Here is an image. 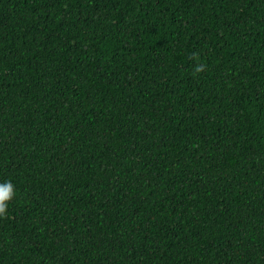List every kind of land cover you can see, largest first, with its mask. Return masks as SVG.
<instances>
[{"label":"trees","instance_id":"obj_1","mask_svg":"<svg viewBox=\"0 0 264 264\" xmlns=\"http://www.w3.org/2000/svg\"><path fill=\"white\" fill-rule=\"evenodd\" d=\"M8 181L0 264H264V0H0Z\"/></svg>","mask_w":264,"mask_h":264},{"label":"clouds","instance_id":"obj_2","mask_svg":"<svg viewBox=\"0 0 264 264\" xmlns=\"http://www.w3.org/2000/svg\"><path fill=\"white\" fill-rule=\"evenodd\" d=\"M197 71H203V69L200 68ZM15 195V185L11 181L0 183V218L8 215L9 204L15 198Z\"/></svg>","mask_w":264,"mask_h":264}]
</instances>
